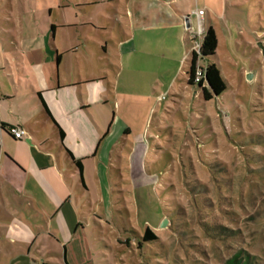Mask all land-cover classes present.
Listing matches in <instances>:
<instances>
[{
	"label": "rangeland",
	"instance_id": "1",
	"mask_svg": "<svg viewBox=\"0 0 264 264\" xmlns=\"http://www.w3.org/2000/svg\"><path fill=\"white\" fill-rule=\"evenodd\" d=\"M84 1L0 0V38L100 21L103 5L81 11ZM185 2L195 25L202 7L206 27L210 19L218 31L209 61L220 66L227 90L204 99L199 84L187 82L185 60L170 90L174 73L160 84L164 99L144 87L115 90L114 126L131 125L132 138L143 134L148 152L130 162V141L124 151L117 144L114 207L100 202L102 220L90 217L86 230L95 264H224L239 250L264 264V0ZM147 227L157 240H143Z\"/></svg>",
	"mask_w": 264,
	"mask_h": 264
},
{
	"label": "crops",
	"instance_id": "2",
	"mask_svg": "<svg viewBox=\"0 0 264 264\" xmlns=\"http://www.w3.org/2000/svg\"><path fill=\"white\" fill-rule=\"evenodd\" d=\"M84 2L81 11L103 5L100 21L0 38V264H56L53 252L57 264H95L86 230L90 217L102 220L100 202L114 207L117 144L124 151L130 141V162L148 152L143 134L114 126L115 90L144 87L161 100L160 84L174 73L170 90L184 60L189 75L185 0ZM15 126L27 130L24 139L12 135Z\"/></svg>",
	"mask_w": 264,
	"mask_h": 264
},
{
	"label": "trees",
	"instance_id": "3",
	"mask_svg": "<svg viewBox=\"0 0 264 264\" xmlns=\"http://www.w3.org/2000/svg\"><path fill=\"white\" fill-rule=\"evenodd\" d=\"M218 47V38L216 31L213 26H209L205 32L203 45L201 50L200 60H207L209 63L205 67L206 70V80L208 82L209 87L203 86V82L199 84L202 89L203 97L206 100H210L215 96H220L223 92L227 90V82L221 73L220 66L215 63L209 61L210 59L216 56V51ZM199 60V56L197 54L192 55L191 66L189 70V84H195V73L197 69V65ZM63 132L61 131V135ZM71 154V153H70ZM77 167L82 173V163L81 160H75ZM157 235L151 230L150 227H147L146 232L143 236L144 241H154L157 240ZM255 255L244 252V250H239L235 252L231 257H229L224 264H258L255 259Z\"/></svg>",
	"mask_w": 264,
	"mask_h": 264
},
{
	"label": "built area",
	"instance_id": "4",
	"mask_svg": "<svg viewBox=\"0 0 264 264\" xmlns=\"http://www.w3.org/2000/svg\"><path fill=\"white\" fill-rule=\"evenodd\" d=\"M194 14L197 17V27L194 29L193 26L191 25V29L193 31L191 35V59L193 54H197L199 56L200 60V55H201V50H202V45H203V39L205 35V30H204V17H205V11L203 9H199L194 11ZM206 70L204 67L201 66V60L198 62L196 73H195V84H200L203 82V86L207 85L206 82ZM10 132L12 135L18 139H24L27 130L22 127V126H15L10 128Z\"/></svg>",
	"mask_w": 264,
	"mask_h": 264
},
{
	"label": "water",
	"instance_id": "5",
	"mask_svg": "<svg viewBox=\"0 0 264 264\" xmlns=\"http://www.w3.org/2000/svg\"><path fill=\"white\" fill-rule=\"evenodd\" d=\"M191 24H192V18L189 15L186 17V26L189 28L191 26ZM260 45L263 47V45L261 43H260ZM251 76H252V74H248V78H251ZM207 87H209L208 82H207ZM167 222H168V219L165 220V223H167ZM165 223L163 226H166Z\"/></svg>",
	"mask_w": 264,
	"mask_h": 264
}]
</instances>
